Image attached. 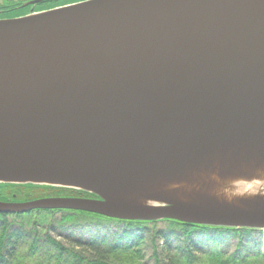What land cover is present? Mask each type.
Instances as JSON below:
<instances>
[{
  "label": "water",
  "instance_id": "water-1",
  "mask_svg": "<svg viewBox=\"0 0 264 264\" xmlns=\"http://www.w3.org/2000/svg\"><path fill=\"white\" fill-rule=\"evenodd\" d=\"M260 168L264 0H85L0 20V185L96 197L0 214L264 231L260 194H223Z\"/></svg>",
  "mask_w": 264,
  "mask_h": 264
},
{
  "label": "trees",
  "instance_id": "trees-1",
  "mask_svg": "<svg viewBox=\"0 0 264 264\" xmlns=\"http://www.w3.org/2000/svg\"><path fill=\"white\" fill-rule=\"evenodd\" d=\"M35 190L42 196H33ZM84 195L60 188L0 185L4 202ZM50 235L73 246L42 244V239L52 241ZM0 264H264V231L169 220L125 222L84 212L37 209L0 214Z\"/></svg>",
  "mask_w": 264,
  "mask_h": 264
},
{
  "label": "flooded vegetation",
  "instance_id": "flooded-vegetation-1",
  "mask_svg": "<svg viewBox=\"0 0 264 264\" xmlns=\"http://www.w3.org/2000/svg\"><path fill=\"white\" fill-rule=\"evenodd\" d=\"M81 1L85 0H0V20L17 19ZM79 198L96 197L84 195Z\"/></svg>",
  "mask_w": 264,
  "mask_h": 264
},
{
  "label": "bare ground",
  "instance_id": "bare-ground-1",
  "mask_svg": "<svg viewBox=\"0 0 264 264\" xmlns=\"http://www.w3.org/2000/svg\"><path fill=\"white\" fill-rule=\"evenodd\" d=\"M249 170L250 172L247 170L246 172L251 175V178L230 179L229 181H226V183H229L228 186L230 187L229 190L223 192L226 200H234L239 197L254 198L256 194H260L256 197L264 198V169L260 168ZM209 177L214 179L216 176L210 174ZM163 186L166 187L167 185L163 184Z\"/></svg>",
  "mask_w": 264,
  "mask_h": 264
},
{
  "label": "rangeland",
  "instance_id": "rangeland-1",
  "mask_svg": "<svg viewBox=\"0 0 264 264\" xmlns=\"http://www.w3.org/2000/svg\"><path fill=\"white\" fill-rule=\"evenodd\" d=\"M35 192L36 193L38 192V193L34 194L33 196H35V197H41L42 196V194H39V192H40L39 190H35ZM13 198L16 200V197L13 196ZM20 200H22V198ZM21 202H26V201H21ZM49 238L52 239L51 242L48 241L47 239H42L41 243L42 244H49V245H52V244H63V245H67V246H73L72 244H70L68 241L64 240L61 237H56L55 235H50ZM83 244H88V242L84 241ZM24 245H26V246L29 245L30 246L31 244L29 243V244H24Z\"/></svg>",
  "mask_w": 264,
  "mask_h": 264
},
{
  "label": "clouds",
  "instance_id": "clouds-1",
  "mask_svg": "<svg viewBox=\"0 0 264 264\" xmlns=\"http://www.w3.org/2000/svg\"><path fill=\"white\" fill-rule=\"evenodd\" d=\"M241 194H243V193H241Z\"/></svg>",
  "mask_w": 264,
  "mask_h": 264
}]
</instances>
